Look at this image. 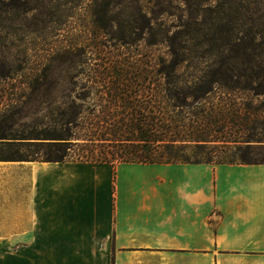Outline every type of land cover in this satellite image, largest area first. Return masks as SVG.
<instances>
[{
	"label": "crops",
	"instance_id": "0c3cea01",
	"mask_svg": "<svg viewBox=\"0 0 264 264\" xmlns=\"http://www.w3.org/2000/svg\"><path fill=\"white\" fill-rule=\"evenodd\" d=\"M0 264H264V163L0 160Z\"/></svg>",
	"mask_w": 264,
	"mask_h": 264
},
{
	"label": "rangeland",
	"instance_id": "374dc122",
	"mask_svg": "<svg viewBox=\"0 0 264 264\" xmlns=\"http://www.w3.org/2000/svg\"><path fill=\"white\" fill-rule=\"evenodd\" d=\"M171 45L187 53L173 67ZM168 67L184 76L218 72L264 81V0H0V141L40 136L70 111L72 97L85 90L63 80H131L120 99L127 104L101 88L75 103L85 113L126 105L136 112L151 107L155 92L137 81L150 85ZM232 97L264 105V93ZM5 149L0 145V157Z\"/></svg>",
	"mask_w": 264,
	"mask_h": 264
},
{
	"label": "trees",
	"instance_id": "16d2710c",
	"mask_svg": "<svg viewBox=\"0 0 264 264\" xmlns=\"http://www.w3.org/2000/svg\"><path fill=\"white\" fill-rule=\"evenodd\" d=\"M170 67L187 58L171 45ZM145 81V80H142ZM35 82L39 80H33ZM85 90L72 97L70 111L35 137H13L0 141L7 147L0 160L89 161V162H207L264 163V105L235 100L232 94L252 98L264 93V81L218 72L184 76L166 68L160 75L136 87L149 86L150 108L130 105L121 110L104 109L85 113L77 98H90L93 88L106 89L120 101L131 80L120 77L88 76L63 80ZM102 93V91H101ZM127 104V102L120 101ZM16 139H19L18 141ZM100 145L118 144L112 151ZM24 147L25 149H20Z\"/></svg>",
	"mask_w": 264,
	"mask_h": 264
}]
</instances>
